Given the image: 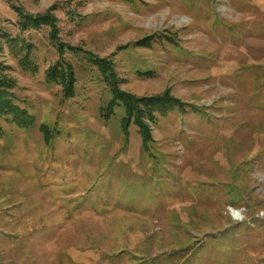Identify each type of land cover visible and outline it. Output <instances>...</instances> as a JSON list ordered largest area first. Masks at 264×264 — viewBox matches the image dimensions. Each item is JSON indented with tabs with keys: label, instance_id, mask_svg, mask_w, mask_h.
<instances>
[{
	"label": "rangeland",
	"instance_id": "1",
	"mask_svg": "<svg viewBox=\"0 0 264 264\" xmlns=\"http://www.w3.org/2000/svg\"><path fill=\"white\" fill-rule=\"evenodd\" d=\"M85 51L121 91L185 108L143 146L121 106L104 119ZM61 59L71 97L45 79ZM0 76L33 118H0V264H264V0H0Z\"/></svg>",
	"mask_w": 264,
	"mask_h": 264
},
{
	"label": "trees",
	"instance_id": "2",
	"mask_svg": "<svg viewBox=\"0 0 264 264\" xmlns=\"http://www.w3.org/2000/svg\"><path fill=\"white\" fill-rule=\"evenodd\" d=\"M29 18L30 17H28L25 13H23V15H19L18 22L20 26L22 28H27L31 25L38 27L41 25H48L50 27V38H54L56 41V47L59 52H63L65 50L76 52L81 50L80 47L68 45L59 41L51 19L43 17L33 19ZM150 40H153V38L150 36L146 38L147 45H150ZM10 42L11 45L14 46L15 42ZM24 46L27 50L30 47L28 43L24 44ZM20 52L21 51L19 50L16 53L20 56V63L30 69H35L34 65L29 60V56L26 53L27 51L23 55ZM85 52L88 54L90 63L95 65L100 71V74L103 75V78L111 92L110 99L101 109L104 119H109V117L115 113L116 106H121L123 108V115L121 117L120 127L123 134L128 136L129 126L131 124L136 125L141 135L143 146H146L151 140L148 123H155L158 116H166L174 109L181 110L185 108L186 103L169 96L162 98L141 99L121 91L119 85L117 84V79L111 62L98 58L89 51ZM45 79L48 82L61 85L62 92L65 97H71L74 95V73L72 71V66L64 59L55 62L46 69ZM10 85L11 83L6 77L0 76V118L3 116H10L12 121H14L18 126L27 127L32 124L33 118L26 112L25 109L20 108L12 101V94L8 91ZM43 134L45 136V140H48L52 136V133L46 128L43 129Z\"/></svg>",
	"mask_w": 264,
	"mask_h": 264
},
{
	"label": "bare ground",
	"instance_id": "3",
	"mask_svg": "<svg viewBox=\"0 0 264 264\" xmlns=\"http://www.w3.org/2000/svg\"><path fill=\"white\" fill-rule=\"evenodd\" d=\"M237 211H234V209H231V213L234 215ZM85 225V224H83Z\"/></svg>",
	"mask_w": 264,
	"mask_h": 264
}]
</instances>
